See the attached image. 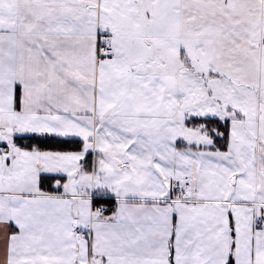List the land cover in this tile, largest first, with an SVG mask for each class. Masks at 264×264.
<instances>
[{
  "label": "snow or ice",
  "instance_id": "obj_1",
  "mask_svg": "<svg viewBox=\"0 0 264 264\" xmlns=\"http://www.w3.org/2000/svg\"><path fill=\"white\" fill-rule=\"evenodd\" d=\"M0 264H264V0H0Z\"/></svg>",
  "mask_w": 264,
  "mask_h": 264
}]
</instances>
